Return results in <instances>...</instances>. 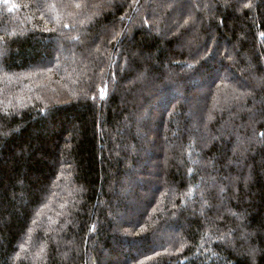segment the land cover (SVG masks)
<instances>
[{
	"label": "trees",
	"instance_id": "trees-1",
	"mask_svg": "<svg viewBox=\"0 0 264 264\" xmlns=\"http://www.w3.org/2000/svg\"><path fill=\"white\" fill-rule=\"evenodd\" d=\"M108 253L264 264V0H0V264Z\"/></svg>",
	"mask_w": 264,
	"mask_h": 264
},
{
	"label": "rangeland",
	"instance_id": "rangeland-1",
	"mask_svg": "<svg viewBox=\"0 0 264 264\" xmlns=\"http://www.w3.org/2000/svg\"><path fill=\"white\" fill-rule=\"evenodd\" d=\"M157 24H158V26H161L162 28H165L166 27V24H165V22H164V24H163V21H157ZM201 80H203L202 78H201ZM208 86H209V83L208 82H205V83H203V85H200V86H196V87H194V91L195 92H197V93H204L205 91H206V89L208 88ZM158 98H156V100H155V106L157 105V106H159V105H161L160 103H159V101L157 100ZM155 132H154V136H155ZM154 136H153V138H154ZM153 147H155L154 145H153ZM156 151V150H155ZM158 151V150H157ZM147 156V155H146ZM154 163H156V162H154ZM148 172L149 173H151L152 174V176L151 175H149V176H146V178H147V180L151 183V184H153V186H152V188L154 189V187H156V185H157V183H158V180L157 179H155V177L153 178V176H155V173H156V169H148ZM150 177V178H149ZM139 178H141V177H139ZM153 191V190H152ZM139 198H141V197H139ZM129 211H131V210H129ZM127 213H129V212H127ZM131 249H129V251H130ZM127 251V250H126ZM110 257V254L108 253L107 254V256H106V258L105 259H103V264H106L107 263V261L110 259L109 258ZM114 257V256H113Z\"/></svg>",
	"mask_w": 264,
	"mask_h": 264
}]
</instances>
